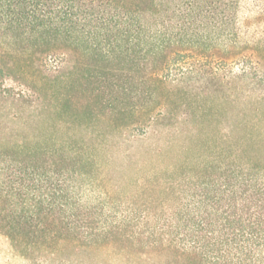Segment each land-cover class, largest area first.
Listing matches in <instances>:
<instances>
[{"label": "trees", "instance_id": "1", "mask_svg": "<svg viewBox=\"0 0 264 264\" xmlns=\"http://www.w3.org/2000/svg\"><path fill=\"white\" fill-rule=\"evenodd\" d=\"M249 1L262 18L264 0ZM242 2L0 0V29L29 43L45 71L73 53L117 60L143 83L178 85L189 97L209 81L264 87V40L242 31ZM254 99L263 103L264 90ZM174 119L168 103L145 105L129 139L145 141ZM248 147L244 138L180 144L117 168L99 150L0 144V264H264V155Z\"/></svg>", "mask_w": 264, "mask_h": 264}, {"label": "rangeland", "instance_id": "2", "mask_svg": "<svg viewBox=\"0 0 264 264\" xmlns=\"http://www.w3.org/2000/svg\"><path fill=\"white\" fill-rule=\"evenodd\" d=\"M256 11L249 0H243L238 13L242 31L264 40V16L255 18ZM34 50L0 29V67L6 73L0 76L1 145L33 139L45 146L56 142L57 146L99 150L117 168H135L159 148L177 153L180 144L202 149L207 144H233L238 138L246 140L248 149L256 148L264 155V115L260 112L264 110L257 111L264 109V102L254 99L264 87L247 81H209L201 93L194 89L187 97L178 85L143 83V72L121 67L117 60L73 53L58 72H48ZM22 86L54 88L61 96L41 94L33 101L4 90ZM214 87L216 92L203 91ZM64 92L71 96L62 98ZM160 101L172 106L176 120L145 141L130 140V125L141 116L142 107L152 108Z\"/></svg>", "mask_w": 264, "mask_h": 264}]
</instances>
